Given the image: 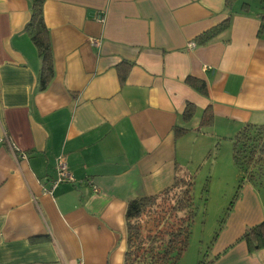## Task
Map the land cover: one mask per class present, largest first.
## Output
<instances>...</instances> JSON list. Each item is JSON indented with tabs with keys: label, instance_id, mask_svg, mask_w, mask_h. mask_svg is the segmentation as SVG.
<instances>
[{
	"label": "crops",
	"instance_id": "obj_1",
	"mask_svg": "<svg viewBox=\"0 0 264 264\" xmlns=\"http://www.w3.org/2000/svg\"><path fill=\"white\" fill-rule=\"evenodd\" d=\"M30 3L0 0V264H123L129 199L187 173L186 153L203 157L216 138L264 124L259 8L241 11V0L231 13L225 0H43L54 72L40 90V59L25 28ZM227 17L228 28L195 42ZM187 76L203 80L207 94ZM187 102L188 127L207 107L212 122L177 137ZM58 157L74 179L50 189ZM227 207L201 264H264V248L249 252L240 239L264 220V193L243 182ZM177 264L199 258L185 251Z\"/></svg>",
	"mask_w": 264,
	"mask_h": 264
},
{
	"label": "trees",
	"instance_id": "obj_2",
	"mask_svg": "<svg viewBox=\"0 0 264 264\" xmlns=\"http://www.w3.org/2000/svg\"><path fill=\"white\" fill-rule=\"evenodd\" d=\"M233 0H225L231 13ZM255 4L259 8L260 27L264 26V0H241L240 10L247 12ZM227 17L218 25L202 32L195 38L206 43L228 28ZM40 59L39 89L46 88L53 77V54L48 29L43 18V0H31L30 17L25 26ZM186 83L206 95L203 80L187 76ZM194 115L193 104L187 102L182 113L184 122ZM210 108L203 110L196 127L174 125L175 136L190 131L201 132L212 122ZM232 160L238 170L237 192L243 182H249L257 191L264 193V124L246 123L231 138ZM193 180L190 176L175 174L171 185L151 195L133 197L126 203V248L123 264H177L186 251L191 235V224L196 215ZM207 191V185L203 186ZM237 192L234 198L237 195ZM233 200L229 203V208ZM240 239L249 252L264 248V220L244 229ZM202 262V261H201ZM199 262V264H201Z\"/></svg>",
	"mask_w": 264,
	"mask_h": 264
},
{
	"label": "rangeland",
	"instance_id": "obj_3",
	"mask_svg": "<svg viewBox=\"0 0 264 264\" xmlns=\"http://www.w3.org/2000/svg\"><path fill=\"white\" fill-rule=\"evenodd\" d=\"M189 122L185 125L192 126ZM190 146L187 144L184 147ZM180 161L186 164L187 169V173H182L181 176L188 175L194 182L193 197L196 210L186 257L191 261L199 258L201 262L220 225L223 210L234 200L237 192L238 170L232 160V140L216 138L203 157L190 152V155L186 153ZM205 185L207 191L203 190Z\"/></svg>",
	"mask_w": 264,
	"mask_h": 264
},
{
	"label": "built area",
	"instance_id": "obj_4",
	"mask_svg": "<svg viewBox=\"0 0 264 264\" xmlns=\"http://www.w3.org/2000/svg\"><path fill=\"white\" fill-rule=\"evenodd\" d=\"M195 43L193 41L189 42V46L193 47ZM24 156V155H23ZM56 176L51 180L50 189L54 188L58 183L63 181H73V175L68 169L67 161L64 157H58L55 164ZM97 191V188H94ZM75 264H83L81 260L77 261Z\"/></svg>",
	"mask_w": 264,
	"mask_h": 264
}]
</instances>
